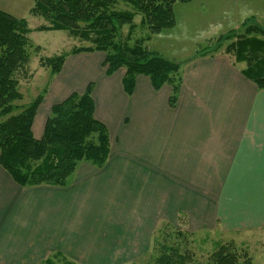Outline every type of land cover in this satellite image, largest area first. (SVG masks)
<instances>
[{"label": "crops", "instance_id": "0c3cea01", "mask_svg": "<svg viewBox=\"0 0 264 264\" xmlns=\"http://www.w3.org/2000/svg\"><path fill=\"white\" fill-rule=\"evenodd\" d=\"M220 2L228 8L207 17L191 0L174 4V25L153 34L146 47L159 54L152 43L174 39L172 30L182 40L190 38L189 29L208 40L249 20L264 21V0ZM192 55H184L174 107L170 85L154 90L144 75L136 76L128 95L125 68L107 76L103 52L66 57L56 74L66 80L48 86L33 136L41 138L51 105L93 83L94 116L108 130L109 157L102 168L79 163L64 187L23 188L0 166V264H41L56 252L76 264L142 262L163 224L188 233L264 237V90L230 54Z\"/></svg>", "mask_w": 264, "mask_h": 264}, {"label": "trees", "instance_id": "16d2710c", "mask_svg": "<svg viewBox=\"0 0 264 264\" xmlns=\"http://www.w3.org/2000/svg\"><path fill=\"white\" fill-rule=\"evenodd\" d=\"M30 13L42 17L46 25L36 31H64L81 37L91 45L73 47L66 53L40 59L51 75L60 72L68 55L100 51L105 54L103 67L107 76L125 68L122 84L128 95L138 75L147 76L154 90L170 85L168 104L174 107L182 83L181 67L176 62L148 49L145 42L153 34L175 23L173 6L190 0H33ZM119 3L134 11L118 9ZM141 15L139 25L149 35L136 38L132 44L134 17ZM128 26L125 40L121 29ZM242 31L230 30L216 38L215 48L205 47L192 59L207 57L228 41L226 53L236 62H244L242 74L259 90H264V26L242 24ZM30 29L24 19L0 11V166L15 183L23 188L35 186L64 187L79 163L102 168L110 153L109 133L94 116L93 83L82 93H71L60 103L53 104L45 121L40 139L32 133L36 111L42 103L43 90L27 105L13 104L22 99L16 78L17 71L29 61L27 49ZM131 34V35H130ZM190 233L163 224L154 232L151 252L142 262L132 264H188ZM41 264H76L61 253H53ZM206 264H239L233 242L220 244Z\"/></svg>", "mask_w": 264, "mask_h": 264}, {"label": "rangeland", "instance_id": "374dc122", "mask_svg": "<svg viewBox=\"0 0 264 264\" xmlns=\"http://www.w3.org/2000/svg\"><path fill=\"white\" fill-rule=\"evenodd\" d=\"M220 1L219 3H216L214 2V0H191V3H195V5L197 4V6L201 4V12H198V14L200 15L201 13L203 17H207L209 15H220V10L228 8L226 5H224V2ZM239 1L241 2V0ZM33 6V0H0V11L9 13L16 18L24 19L27 23V27L30 29V32L27 34L28 39L30 41L29 47L27 49L29 61L16 73V78L19 82L18 90L22 95V99L19 101H15L13 104L18 106L27 105L43 90L47 91L50 83L53 82L55 85H61L64 80H66L62 78L59 79L57 75H51L49 68L40 64V59L50 58L56 55H60L62 53H66L73 47H86L91 45L83 38L68 35V33L64 31H36L35 29L37 27H39L40 25H46L47 23L42 17L34 16L30 13V10ZM188 6H186V9L190 11L193 6ZM117 8L134 11V9H132L129 5L125 3H119L117 5ZM206 8H209L214 12H212L211 14H207ZM183 13L184 12H182V15ZM226 15H231L230 9L228 10V13ZM140 19L141 15L136 14L133 19L136 28L133 29L131 33L132 36L130 38L126 39L129 31L128 26H124L121 29V40L126 39L129 44H132L136 38L150 34L145 26L139 25ZM201 23L205 26L212 24L213 21L210 19ZM246 24L264 26V21H257L255 19H252L246 22ZM237 30L242 31V28L239 26ZM194 32L195 30L190 31L189 29L186 34H188L189 37L192 38H185L184 40H182L181 38H178V34L180 33V31L177 32V30H172V32H170V35H173L174 39H166L165 37L161 36L159 38L163 37V40L165 41H161L159 43V40L157 38V40H155L152 45L153 47L160 46L161 52L159 51V54L162 57L176 62H182L183 60H185L184 55L191 54L192 52V56H194L198 51L205 48L206 46L210 47L211 50L216 47V38L220 35H216L215 37H212L208 40H202L198 34L195 36L191 35ZM194 42H197V44L199 43L200 45L196 46V44L193 50ZM227 44L228 41H224L218 48V51L212 55H215L216 53H226L225 50ZM147 45L149 47L151 46L150 43H145V46ZM226 54H230L233 56L232 53ZM51 102L52 97L49 94V96L45 100V104L39 111V119H41V121L44 117V113L47 111L48 105ZM37 125L38 121L36 122L35 127H37ZM249 234L252 235L250 241L248 239ZM257 238L258 237L254 238L252 232L249 231H242L240 233H237V235H234V233L231 232H226L222 230L218 231L215 229L199 232H190V235L187 236V244L189 254H192L193 256V263L192 261H190L188 264H206L207 260L209 259V256L218 249L220 244H227L231 241L233 242L237 254L239 256V264H264V237L261 236L259 237V239Z\"/></svg>", "mask_w": 264, "mask_h": 264}]
</instances>
